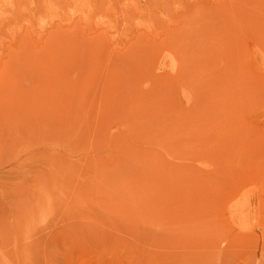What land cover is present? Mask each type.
I'll return each instance as SVG.
<instances>
[{"label":"rangeland","instance_id":"374dc122","mask_svg":"<svg viewBox=\"0 0 264 264\" xmlns=\"http://www.w3.org/2000/svg\"><path fill=\"white\" fill-rule=\"evenodd\" d=\"M0 264H264V0H0Z\"/></svg>","mask_w":264,"mask_h":264}]
</instances>
